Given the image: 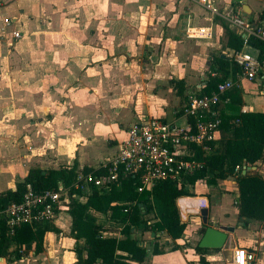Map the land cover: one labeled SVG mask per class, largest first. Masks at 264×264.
Here are the masks:
<instances>
[{"label": "crops", "instance_id": "crops-1", "mask_svg": "<svg viewBox=\"0 0 264 264\" xmlns=\"http://www.w3.org/2000/svg\"><path fill=\"white\" fill-rule=\"evenodd\" d=\"M211 1L219 11L241 10L248 18L263 4L260 0L254 9L253 0ZM7 17L10 22L5 24ZM224 26L237 33L199 0H0V191L14 189L30 168L70 166L74 161L80 170L102 167L127 128L146 117L184 126L183 103L171 80L183 81L185 98L201 89L208 69L216 65L212 58L227 54L225 50L230 53ZM201 28H209L211 36L194 37L192 31ZM216 44L225 50L215 54L209 47ZM184 52H191L195 65ZM205 62L206 72L196 80ZM241 83L242 88L251 84L252 90L264 95L258 81ZM235 92L241 101L226 97L220 106L225 114H238L242 106L259 111L245 103V89L241 95L238 89ZM247 165L255 166L247 174L264 177L262 166ZM186 188L190 194L175 199L179 219L186 224L182 236L172 240L165 231L155 233L156 238L150 231L133 233L146 248L143 262L134 264H200L193 246L207 226L234 228L221 248L202 247L210 264H229L237 246L257 255L250 264H264V238H258L264 237V225L259 227L262 222L254 219H248L246 226L238 221L235 174L217 178L214 184L197 180ZM202 208L207 209L206 224L197 213ZM91 212L96 221L104 222L102 213ZM191 216L198 218L195 226ZM51 225L57 230L45 231L41 250L33 249L30 256L21 249L33 241L18 245L7 238L3 247L7 257L2 255L0 264H77L76 250H82L84 242L73 236L65 208ZM155 241L179 247L153 254ZM16 247H21L17 259L10 253ZM226 256L229 260L224 263L221 258Z\"/></svg>", "mask_w": 264, "mask_h": 264}, {"label": "trees", "instance_id": "trees-1", "mask_svg": "<svg viewBox=\"0 0 264 264\" xmlns=\"http://www.w3.org/2000/svg\"><path fill=\"white\" fill-rule=\"evenodd\" d=\"M226 36L225 47L230 52L238 50L243 45V38L224 26ZM249 42L260 51L264 46L257 40L249 39ZM260 56V55H259ZM217 67L230 69L232 74L238 72L229 54L216 55L213 58ZM222 77L211 78L206 75L204 86L197 93H208L216 87ZM181 103L186 100L182 80H171ZM230 97L231 101L240 103L241 99L235 90L223 94V98ZM221 109V107H220ZM183 106L181 107V111ZM238 119L237 122L235 120ZM192 123V120H189ZM223 143L220 150L214 148V143L209 142L213 151L202 155V150L195 147L194 158L204 162V166L194 172L184 175L180 182L162 180L150 190L136 192V182L133 177L122 179L118 187L113 186L108 192L99 193L95 189L87 196L84 202L70 199L66 211L71 219V232L75 238L83 239V249L76 250L77 264H134L141 263L146 254V248L141 240L132 237L135 232L150 231L155 233L165 231L172 239L180 238L186 224L179 219L175 199L184 194H190L186 185H193L195 181L206 179L208 184H214L217 178L225 179L233 174L236 165L243 162L257 165L264 160V111H247L238 114H225L221 109V124ZM93 168L82 167L80 170L74 161L72 165H60L57 168H30L22 180L15 182V188H6L0 191V208L13 200H19L25 190L26 183L33 190L42 191L55 187L61 181L69 186L74 181L76 173L80 170L84 173ZM102 167L93 169L95 174L102 173ZM238 189L237 216L238 221L246 226L248 219L264 222V177L260 174H244L236 176ZM69 194L74 189L69 187ZM76 191V190H75ZM141 203V206L139 205ZM99 212L104 216V222L96 221L91 212ZM153 214L154 220L150 221L145 215ZM54 230L52 225L37 228L34 232L26 225L18 228L11 238L18 245L33 241L35 253L41 250L42 238L45 231ZM104 232L117 233L103 235ZM4 227L0 226V257L4 243L6 242ZM188 246L187 242H183ZM178 244H173L171 249H177ZM193 249L198 253L200 264H210L203 256V248L195 245ZM152 253H161L158 242L152 244Z\"/></svg>", "mask_w": 264, "mask_h": 264}, {"label": "built area", "instance_id": "built-area-1", "mask_svg": "<svg viewBox=\"0 0 264 264\" xmlns=\"http://www.w3.org/2000/svg\"><path fill=\"white\" fill-rule=\"evenodd\" d=\"M199 1L213 15L223 17L228 26L237 29V33L243 38L242 47L229 54L233 64L238 67V72L233 75L230 69H220L217 65L209 68V77H222V80L208 93H197L194 90L187 94L182 110L186 118L184 126L154 116L131 124L114 155L103 164L102 173L78 171L69 186L59 181L55 187L42 191H35L26 183L19 200L10 201L0 208V226L4 227L6 238L11 239L16 230L24 225L33 232L39 227L51 225L58 211L66 209L70 199L84 202L93 189L105 193L113 186L118 187L122 179L133 177L136 182L134 190L142 192L150 190L162 180L180 182L184 175L204 166L203 161L193 157L195 147L202 150V155L213 151L209 142H215L220 129V106L226 101L223 94L237 90L242 80L252 83L258 81L259 85L264 86V50L260 51L249 42V39H254L264 46V0L260 12L252 18L246 17L241 10L232 8L219 11L211 0ZM3 22L8 24L10 20L7 17ZM199 31H192L194 37L211 36L209 28H201ZM12 36L18 37V32H13ZM202 86L204 82L199 85L200 88ZM244 112L247 111L242 106L240 113ZM237 121L238 119L235 120ZM213 146L215 147V143ZM242 168L241 165H236L233 174L241 175ZM69 187L74 189L71 194ZM197 213L199 214V210ZM253 259L252 251L244 246H237L229 264H250Z\"/></svg>", "mask_w": 264, "mask_h": 264}, {"label": "rangeland", "instance_id": "rangeland-1", "mask_svg": "<svg viewBox=\"0 0 264 264\" xmlns=\"http://www.w3.org/2000/svg\"><path fill=\"white\" fill-rule=\"evenodd\" d=\"M253 2H254V4H253L254 9H257V8L259 7L260 0H253ZM219 44H220V43H219ZM219 44H216V47H209V49H210L212 52H215V54H217V53L220 52V51L225 50L224 47L222 46L223 44H222V45H219ZM225 52H226L227 54H230L229 51H227V50H225ZM184 54H186V53L184 52ZM186 56H187V58H188V61H191V62L193 63L192 66L195 65L194 59L191 58V52H190L189 54H186ZM211 60H212V59H209V61H211ZM207 65H208L207 62H205V63L203 64V67H202L203 70H202V72L200 73L201 75H198L197 78H196V80H198L201 76H203V74H205ZM252 88H253V85H251V84H247V86H246L245 88H242V83H240V86H239V88H238V92H239L240 95H241V92L245 89L246 92H244V94H243V97H244V101H245V103H246L248 106H250L251 108H253V109H256V110L262 111L263 108H264V102H263L264 95L258 93L259 89H258V90H256V89H253V90H252ZM223 136H224L223 133L220 132V134H219V136H218V139L215 141V149H216V150H220V149H221V147H222V143H223V139H224ZM261 166L264 168V160H262V161H260V162L258 163V167H261ZM149 216H150V215H149ZM144 217H146V215H145ZM147 217H148V216H147ZM97 218L99 219V221H103V217H102V216L100 217V215H97ZM189 221H190L191 225L195 226L196 223H197L196 221H198V218H197V216H191V217H189ZM261 225H264V222L258 224L259 227H261ZM190 227H191V229H192V226H190ZM258 238H264V237H258ZM7 240H8V239H7ZM8 241H9V240H8ZM158 246L163 250V249H165V248H170V247L172 246V243H171V244H168L167 246H164V244H163L162 241H158ZM5 248H6V245H5L4 249H5ZM250 248H252V247H250ZM4 249H3V251H2V255H3V257L6 258V257H7V254H5ZM19 249H21V247H16V248H14V249L10 252L11 254H14V258H15V259L19 258V256L17 255V254L19 253ZM33 249H34V245H33V243H31V244H28V246L25 247L24 250L21 249V251H22V252H25V253H24L25 255L30 256V252H31ZM247 249H248V248H247ZM248 250H249V249H248ZM5 251H6V250H5ZM250 251H252V250H250ZM252 252H253V251H252ZM256 257H257V255L254 254V259H253L252 262H255ZM221 260H223V262L225 263V262H227V261L229 260V258L226 256L225 258H221ZM9 261H10V260H9ZM23 264H29V262H28V261H24Z\"/></svg>", "mask_w": 264, "mask_h": 264}, {"label": "water", "instance_id": "water-1", "mask_svg": "<svg viewBox=\"0 0 264 264\" xmlns=\"http://www.w3.org/2000/svg\"><path fill=\"white\" fill-rule=\"evenodd\" d=\"M242 9L246 12H249L246 4H243ZM253 169H255V166H250L247 165L246 162H243L241 175L247 174L250 170ZM139 205L141 206V203H139ZM199 212L202 223L206 224L207 209L202 208ZM233 229L234 228L232 226H220L219 228L207 226L205 227L201 238L199 239L198 246L203 248H221L227 240V233L233 231ZM151 235L153 236V233Z\"/></svg>", "mask_w": 264, "mask_h": 264}]
</instances>
